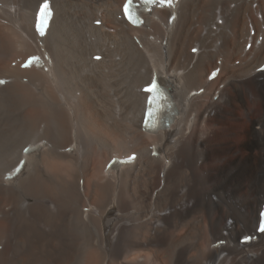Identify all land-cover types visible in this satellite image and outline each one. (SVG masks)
Listing matches in <instances>:
<instances>
[{"label": "bare ground", "instance_id": "6f19581e", "mask_svg": "<svg viewBox=\"0 0 264 264\" xmlns=\"http://www.w3.org/2000/svg\"><path fill=\"white\" fill-rule=\"evenodd\" d=\"M40 1L0 0L19 15L0 22V264H264V233L240 243L264 203V0H179L139 28L122 0H52L44 66L21 69ZM153 75L175 109L147 135Z\"/></svg>", "mask_w": 264, "mask_h": 264}, {"label": "snow or ice", "instance_id": "6c2138e0", "mask_svg": "<svg viewBox=\"0 0 264 264\" xmlns=\"http://www.w3.org/2000/svg\"><path fill=\"white\" fill-rule=\"evenodd\" d=\"M162 2H165V3H168V4H171L172 0H162ZM44 7H47V5H45ZM125 13L127 14L128 13V5H125ZM193 51H196L195 49H193ZM98 59V58H97ZM156 90V84H152L150 87H147L145 89L146 92H149V93H152ZM155 97L152 98V100H154ZM150 102H152L150 100ZM151 113H149L150 115ZM260 216H261V221H260V225H259V230L260 231H264V212H261L260 213Z\"/></svg>", "mask_w": 264, "mask_h": 264}, {"label": "rangeland", "instance_id": "374dc122", "mask_svg": "<svg viewBox=\"0 0 264 264\" xmlns=\"http://www.w3.org/2000/svg\"><path fill=\"white\" fill-rule=\"evenodd\" d=\"M258 17H260V15Z\"/></svg>", "mask_w": 264, "mask_h": 264}]
</instances>
